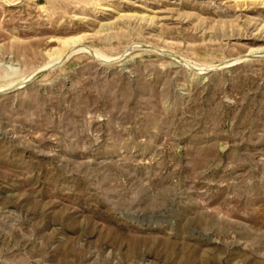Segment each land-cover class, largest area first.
I'll return each instance as SVG.
<instances>
[{
  "label": "rangeland",
  "instance_id": "rangeland-1",
  "mask_svg": "<svg viewBox=\"0 0 264 264\" xmlns=\"http://www.w3.org/2000/svg\"><path fill=\"white\" fill-rule=\"evenodd\" d=\"M0 264H264V0H0Z\"/></svg>",
  "mask_w": 264,
  "mask_h": 264
},
{
  "label": "bare ground",
  "instance_id": "bare-ground-1",
  "mask_svg": "<svg viewBox=\"0 0 264 264\" xmlns=\"http://www.w3.org/2000/svg\"><path fill=\"white\" fill-rule=\"evenodd\" d=\"M193 69H195L196 73H203V71H205V68L194 67ZM27 78L28 77L25 76L22 80L19 81V83H23Z\"/></svg>",
  "mask_w": 264,
  "mask_h": 264
}]
</instances>
